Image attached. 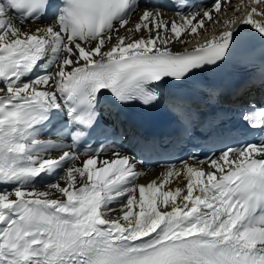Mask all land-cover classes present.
<instances>
[{
	"label": "snow or ice",
	"instance_id": "snow-or-ice-1",
	"mask_svg": "<svg viewBox=\"0 0 264 264\" xmlns=\"http://www.w3.org/2000/svg\"><path fill=\"white\" fill-rule=\"evenodd\" d=\"M245 39L264 41V0H0V264H264V140L140 184L105 119ZM240 120L264 135V106Z\"/></svg>",
	"mask_w": 264,
	"mask_h": 264
},
{
	"label": "bare ground",
	"instance_id": "bare-ground-1",
	"mask_svg": "<svg viewBox=\"0 0 264 264\" xmlns=\"http://www.w3.org/2000/svg\"><path fill=\"white\" fill-rule=\"evenodd\" d=\"M151 2V0H150ZM210 3L208 4H205V5H209ZM205 5H201L202 6H205ZM228 16H231V12H228L227 16H221L220 19L223 20V19H226ZM168 19H171V16H168L167 17ZM18 23V21H16ZM50 22V21H48ZM179 22V21H177ZM31 27H35V25H31ZM220 27V24H214L210 27H208L207 29V32L205 33L206 35L208 36H211L213 31H215L217 28ZM250 32V29L245 26V31L242 33V36H244L246 33H249ZM204 39V36L203 35H199L196 37L195 40L192 41L191 44L188 45L189 48L193 47L194 44L197 43V41H202ZM182 46L180 45H176L174 50H178L180 49ZM260 48V51H262V58L264 59V44H261V46L259 47ZM254 60L255 59H251L249 57H247V59H245L242 64L245 65L247 71H255L256 70V66H255V63H254ZM107 118H111L113 119L117 125H118V132H117V136L121 135L122 136V141H123V144L125 146V149L126 150H130L131 147L136 144L139 140H138V136L135 132H132L130 133L128 130H122L121 129V126L118 124V121L115 120V118L111 115V113H109L107 115ZM217 162L220 163V164H224L223 161H220L217 157ZM190 163V162H189ZM203 168V170L205 172H209V171H215V169L209 167V164H203L201 166ZM168 167H162V168H158L156 170H144L142 167H139V166H136V170L140 173H142V175L139 176L138 178V183L140 184H147L148 182L152 181V180H158L160 177H161V173L166 171ZM176 170H181V168L179 166H177V169ZM168 187L172 188V189H175L176 187H184V181L182 179H180L179 181L177 180H173V183L171 185H169ZM139 196V193L137 192V198Z\"/></svg>",
	"mask_w": 264,
	"mask_h": 264
}]
</instances>
